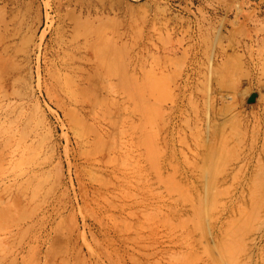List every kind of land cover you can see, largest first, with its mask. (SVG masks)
<instances>
[{
	"label": "rangeland",
	"instance_id": "obj_1",
	"mask_svg": "<svg viewBox=\"0 0 264 264\" xmlns=\"http://www.w3.org/2000/svg\"><path fill=\"white\" fill-rule=\"evenodd\" d=\"M0 264H264V0H0Z\"/></svg>",
	"mask_w": 264,
	"mask_h": 264
},
{
	"label": "bare ground",
	"instance_id": "obj_2",
	"mask_svg": "<svg viewBox=\"0 0 264 264\" xmlns=\"http://www.w3.org/2000/svg\"><path fill=\"white\" fill-rule=\"evenodd\" d=\"M97 71H98V61L95 63L93 74H97ZM126 95H127V100L132 102L131 95L130 94H126ZM134 110H139V109H134ZM122 111H123L122 112L123 117L118 115L114 119L115 125L121 124L124 126L127 123V121H129L130 123L126 124L128 127L124 126L126 128V131L124 133L123 144H124V147L127 149V151H126V156H125L123 162L117 164V171L124 174L125 179L128 181L136 179L137 181L143 182L148 176H151V173H149L150 171L147 172V170L145 169L144 160H143L144 159L143 134H142V131L139 130L138 125H136L134 123V121L130 119V116L132 117V115H133V109H125V110L122 109ZM107 116H108V114L106 115V118H107ZM123 121L125 124L123 123ZM109 122H111V119L109 120ZM79 136H80L81 140L84 141V142H82L83 145L88 143V141L85 142L84 136H82L81 134ZM94 173H95V171H94ZM92 174H93V172H92ZM94 178H95V175H94ZM119 188H120V186H119ZM143 204H144V206H146V209H147V207L150 206L149 204H145V202H143ZM207 204H208V202H207ZM207 208H208V206H207ZM143 214L145 216H149V213L146 210H145V212H143ZM143 220H144V218H143ZM216 245H218V244H216ZM214 248H215V246H214Z\"/></svg>",
	"mask_w": 264,
	"mask_h": 264
}]
</instances>
